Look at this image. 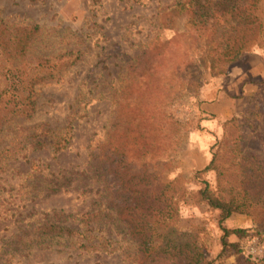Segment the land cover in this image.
Returning a JSON list of instances; mask_svg holds the SVG:
<instances>
[{
  "label": "rangeland",
  "instance_id": "1",
  "mask_svg": "<svg viewBox=\"0 0 264 264\" xmlns=\"http://www.w3.org/2000/svg\"><path fill=\"white\" fill-rule=\"evenodd\" d=\"M178 1L0 0V31L39 28L29 56L51 60L64 52L78 53L72 66L34 87L36 103L28 118L12 119L1 128L0 264H144L136 258L135 241L123 233V202L134 187L143 189L149 200L178 176L186 197L177 202L176 232L200 246L213 264H234L227 250L219 255L217 212L191 198L202 187L200 181L213 182L211 174L196 173L207 164L214 139L221 135V122L216 130L201 129L208 117L200 106L214 99L234 67L246 68L247 54H264V46L242 53L227 66L225 77L204 74L206 93L189 86L179 94V61L195 50L192 42L186 47L180 35L189 14L180 10ZM259 11L264 19V1ZM4 60L0 53V82L9 65ZM255 94L244 110L264 112V102L257 104ZM157 107L159 116L177 123L164 125L168 132L178 131L160 156L138 158L130 135L125 154L118 150L117 143L124 145L116 139L123 133L122 118L133 115L152 126L158 118L149 110ZM258 133L264 137V120ZM57 146L62 149L54 152ZM89 212H98L95 226L86 222ZM255 223L253 216L232 215L221 225L254 229ZM51 224L76 233L48 231ZM259 237L240 241L253 262L264 259V234ZM226 241L236 238L230 235Z\"/></svg>",
  "mask_w": 264,
  "mask_h": 264
},
{
  "label": "trees",
  "instance_id": "2",
  "mask_svg": "<svg viewBox=\"0 0 264 264\" xmlns=\"http://www.w3.org/2000/svg\"><path fill=\"white\" fill-rule=\"evenodd\" d=\"M263 1L219 0L214 3L203 0L201 5L198 4L199 0L177 2L180 10L189 14L185 30L180 35L186 47L189 41L195 50L184 53L179 61V94L189 86H193L195 91L200 88V94L201 91L206 93L204 74L207 73L211 79L225 77L227 66L237 62L242 53L253 47L264 46V19L260 17L259 11ZM187 27L191 28V33ZM187 33L190 35L186 38ZM38 34L37 26L6 27L0 31V53L9 64L0 82V131L7 121L19 117L28 118L36 103L34 87L55 79L61 68L72 66L78 59V53L70 51L52 58L55 62L29 56L30 46L34 45ZM205 34L206 38L200 40ZM17 61L21 63L15 65ZM173 75L174 71L171 72ZM259 84L261 90L254 96L257 104L264 102V80ZM149 112L158 120L148 127L146 120L136 116L126 115L122 118L123 133L116 139L124 140V145L116 142L119 144L118 150L125 154L128 135L131 137L133 152L140 159L157 158L167 148L165 143L171 142L178 131L169 133L164 125L177 126V123L159 116V107ZM261 120H264V112L255 108L246 109L237 117L232 115L230 119L221 121V135L214 139L210 158L196 173L211 174L213 182L200 181L202 187L191 197L195 203H201L207 209L217 212V227L221 233L219 255L227 250L234 257V264H262L264 260L250 261L245 257L240 243L242 238L259 239V235L264 234V137L258 133ZM179 126L184 129V125L179 123ZM191 130L196 131L197 128ZM159 139L163 142L161 145L158 144ZM61 149L57 146L52 150L55 152ZM182 180L181 176L172 178L161 187L159 194L149 200L142 194L143 189L134 187L129 192L130 199L127 197L124 200L127 219L124 221L123 233L135 241L136 258L140 263L213 264L212 260L205 257L200 246L185 242L183 234L176 232L177 202H184L186 197ZM86 215L89 218L86 222L95 226L98 212ZM232 215L253 216L257 222L255 228L223 227L221 223ZM47 230L76 233L74 229L55 224L49 225ZM230 235L236 241L227 242L226 238Z\"/></svg>",
  "mask_w": 264,
  "mask_h": 264
},
{
  "label": "crops",
  "instance_id": "3",
  "mask_svg": "<svg viewBox=\"0 0 264 264\" xmlns=\"http://www.w3.org/2000/svg\"><path fill=\"white\" fill-rule=\"evenodd\" d=\"M244 61L246 68L243 69L242 65L234 67V71L228 74L226 85L215 92L214 99L201 104L202 115L208 117L201 121L203 131L216 130L217 123L247 108L251 97L259 91V84L255 81L264 78V54L251 52Z\"/></svg>",
  "mask_w": 264,
  "mask_h": 264
}]
</instances>
